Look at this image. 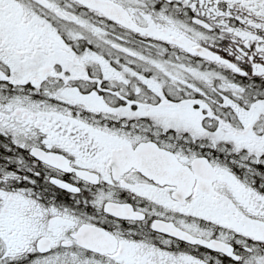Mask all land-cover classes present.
<instances>
[{"label": "snow or ice", "instance_id": "6c2138e0", "mask_svg": "<svg viewBox=\"0 0 264 264\" xmlns=\"http://www.w3.org/2000/svg\"><path fill=\"white\" fill-rule=\"evenodd\" d=\"M0 264H264V0H0Z\"/></svg>", "mask_w": 264, "mask_h": 264}]
</instances>
